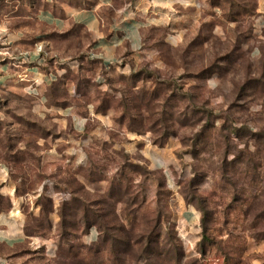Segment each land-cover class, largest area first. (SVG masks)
<instances>
[{
    "label": "rangeland",
    "instance_id": "obj_1",
    "mask_svg": "<svg viewBox=\"0 0 264 264\" xmlns=\"http://www.w3.org/2000/svg\"><path fill=\"white\" fill-rule=\"evenodd\" d=\"M172 3L131 72L102 88L79 59L66 75L79 114L108 125L72 132L2 96L0 163L28 194V240L0 243V264H264V0ZM49 148L60 160L43 165Z\"/></svg>",
    "mask_w": 264,
    "mask_h": 264
},
{
    "label": "crops",
    "instance_id": "obj_2",
    "mask_svg": "<svg viewBox=\"0 0 264 264\" xmlns=\"http://www.w3.org/2000/svg\"><path fill=\"white\" fill-rule=\"evenodd\" d=\"M172 4V0H0V100L20 92L33 102L37 115L50 112L61 128L72 132L83 133L89 116L108 125V115L79 114L66 75L77 73L79 59L95 64V80L102 88L113 73L131 72L140 60L146 29L167 25ZM35 45L43 51L36 52ZM24 51L28 57L21 54ZM29 85L35 88L31 93ZM53 152L51 148L43 152V165L47 156L60 160L61 152ZM146 152L157 164V150L149 146ZM7 171L0 163V193L8 200V207L0 211V243L13 248L28 240L19 210L28 194L16 193ZM166 182L170 186L167 175ZM195 218L194 210H183V223L190 225Z\"/></svg>",
    "mask_w": 264,
    "mask_h": 264
},
{
    "label": "built area",
    "instance_id": "obj_3",
    "mask_svg": "<svg viewBox=\"0 0 264 264\" xmlns=\"http://www.w3.org/2000/svg\"><path fill=\"white\" fill-rule=\"evenodd\" d=\"M0 42H1V40H0ZM34 50H35L36 52H41V51H43L41 45H35V46H34ZM21 54L24 55L25 57H28V56H29L28 51L21 52ZM34 89H35V88H34V85H29V90H30L29 93L33 92ZM30 244H31L32 246H36V245L38 244V239H37V238H32V239L30 240Z\"/></svg>",
    "mask_w": 264,
    "mask_h": 264
},
{
    "label": "trees",
    "instance_id": "obj_4",
    "mask_svg": "<svg viewBox=\"0 0 264 264\" xmlns=\"http://www.w3.org/2000/svg\"><path fill=\"white\" fill-rule=\"evenodd\" d=\"M125 105H123V107H124Z\"/></svg>",
    "mask_w": 264,
    "mask_h": 264
}]
</instances>
